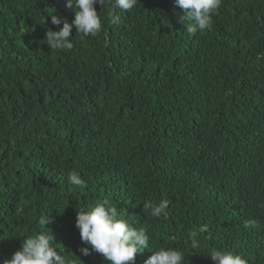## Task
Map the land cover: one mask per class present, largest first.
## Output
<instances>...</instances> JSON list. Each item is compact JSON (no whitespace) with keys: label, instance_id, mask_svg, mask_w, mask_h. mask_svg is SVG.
Here are the masks:
<instances>
[{"label":"trees","instance_id":"obj_1","mask_svg":"<svg viewBox=\"0 0 264 264\" xmlns=\"http://www.w3.org/2000/svg\"><path fill=\"white\" fill-rule=\"evenodd\" d=\"M66 5L0 0V264L42 215L66 259L110 264L80 252L90 246L76 227L77 209L104 198L146 228L151 250L215 264L217 248L264 264V0H221L195 35L175 0H138L117 25L98 3L102 31L73 27V49L54 51L47 32L74 20ZM71 172L88 187L69 184ZM161 200L167 218L151 217L145 202Z\"/></svg>","mask_w":264,"mask_h":264},{"label":"clouds","instance_id":"obj_2","mask_svg":"<svg viewBox=\"0 0 264 264\" xmlns=\"http://www.w3.org/2000/svg\"><path fill=\"white\" fill-rule=\"evenodd\" d=\"M176 5L186 10V16H179L178 23L184 26V31L190 35L210 29L213 15L221 6V0H175ZM106 8L111 24L117 25L121 21V13L133 10L138 0H67V7L74 10L75 16L71 23L63 22L59 31H48L46 44L54 51H70L74 43L70 41L73 27L84 36L96 37L102 31L101 13L98 14L95 5ZM52 24L59 26L62 21L52 16ZM71 185L86 189L85 180L76 172L68 177ZM264 208V202L260 204ZM169 201L161 200L158 203L145 202L144 210L150 212L153 218H167ZM132 216L127 217L118 212L108 198H104L93 207L77 209L76 227L79 229L81 240L90 247H83L80 252L88 256L92 251L102 254L110 264H132L138 251L148 249L153 254L145 264H185L186 253L173 247H159L151 250L150 235L146 228L135 227L131 222ZM38 226L41 230L33 231L23 239L22 250L17 251L10 260L4 259L3 264H74L66 259L53 245L54 237L46 228L49 223L47 216H40ZM245 228L255 229L257 221L248 219ZM206 229L189 233L192 249L200 247L197 239ZM215 264H247L238 254L212 248L209 250Z\"/></svg>","mask_w":264,"mask_h":264}]
</instances>
